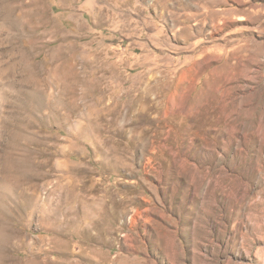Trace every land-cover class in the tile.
Here are the masks:
<instances>
[{"label":"rangeland","instance_id":"rangeland-1","mask_svg":"<svg viewBox=\"0 0 264 264\" xmlns=\"http://www.w3.org/2000/svg\"><path fill=\"white\" fill-rule=\"evenodd\" d=\"M0 264H264V0H0Z\"/></svg>","mask_w":264,"mask_h":264},{"label":"crops","instance_id":"crops-1","mask_svg":"<svg viewBox=\"0 0 264 264\" xmlns=\"http://www.w3.org/2000/svg\"><path fill=\"white\" fill-rule=\"evenodd\" d=\"M183 6H184L185 8H187V5H186V4H185V5L183 4ZM186 21H188V20H186Z\"/></svg>","mask_w":264,"mask_h":264},{"label":"bare ground","instance_id":"bare-ground-1","mask_svg":"<svg viewBox=\"0 0 264 264\" xmlns=\"http://www.w3.org/2000/svg\"><path fill=\"white\" fill-rule=\"evenodd\" d=\"M18 133V132H17ZM21 141V140H20Z\"/></svg>","mask_w":264,"mask_h":264}]
</instances>
